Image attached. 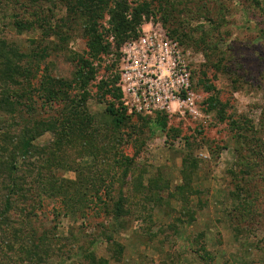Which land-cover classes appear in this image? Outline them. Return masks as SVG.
Masks as SVG:
<instances>
[{
	"label": "rangeland",
	"instance_id": "374dc122",
	"mask_svg": "<svg viewBox=\"0 0 264 264\" xmlns=\"http://www.w3.org/2000/svg\"><path fill=\"white\" fill-rule=\"evenodd\" d=\"M258 2L166 0V7L175 8L173 15L194 31L192 37L204 38L206 45H180L159 22L144 26L147 45L168 41L181 50L190 72L192 106L175 99L166 107L163 100L150 106L141 96L148 85L140 75L151 70L158 77L163 71L157 86L165 90L170 67L163 50L146 51L144 43L132 48L131 63L126 55L121 59V86L133 116L121 132L110 128L105 105L94 95L84 105L88 136L43 128L42 121L60 123L66 116L62 103L43 107L35 92L22 110L0 106V144L8 134L13 144L4 141L3 147L19 148L24 131L36 121L27 138L34 137L31 146L40 154L32 159L34 168L18 159L16 175L0 169V264H87L89 253L108 264H264V0ZM73 15L66 0H0V78L6 75L2 54L11 51L20 54L22 65L38 66L34 88L43 75L71 80L73 56L82 55L86 45ZM107 18L104 14L100 24ZM18 22L34 27L19 31ZM138 52H147L146 62ZM112 58L104 57L101 66ZM132 84L139 87L133 98ZM208 85L212 90L205 89ZM209 98L225 105L224 121L218 119L219 110L208 109ZM158 113L167 115L163 132L136 117ZM232 120L239 122L238 129ZM124 158L131 164L121 166ZM3 159L0 155V163ZM188 182L192 190L183 193ZM62 194L73 195L68 206ZM121 195L127 214L115 219L113 205ZM32 232L36 255L24 249L32 250L23 239ZM105 235L113 236V243Z\"/></svg>",
	"mask_w": 264,
	"mask_h": 264
},
{
	"label": "trees",
	"instance_id": "16d2710c",
	"mask_svg": "<svg viewBox=\"0 0 264 264\" xmlns=\"http://www.w3.org/2000/svg\"><path fill=\"white\" fill-rule=\"evenodd\" d=\"M69 8V12L73 13L74 22L81 23L83 31L86 37L85 51L82 55L73 56V61H75V70L71 80L65 79H49L47 75H43L39 81L38 87L31 86V80L36 77L35 71L38 66H33L29 62H25L23 65L21 63V58L19 53H12L11 51L7 54H2L5 57V64L3 63V68L6 69V75H2L0 78V85L2 90L0 106H9L10 108H18L22 110L26 107V101H33L31 96L32 93H36V96L41 101L42 106H50L53 103L60 102L63 104L62 110L66 118L57 121L53 118L49 122L42 121L41 126L45 129H50L52 132H63L67 133L73 137H78L81 135H87V126L85 122L88 119L85 117L84 105L91 96L105 105V113L109 116L110 128L114 131L121 132L124 127H127L133 118L128 113L127 107L122 101V87H121V48L125 43L131 40H137L140 37V28L143 23L149 22L153 23L159 22L167 27L169 33L175 40L181 45L184 41L191 43L195 46L206 45V40L204 38L196 39L192 36L194 31L186 28L182 24L176 15H173L175 11L174 7H166V0H66ZM259 4V0H254ZM170 9V10H169ZM173 12V13H172ZM264 13V7H263ZM104 14L108 17L105 24H100L99 20L103 19ZM18 30L33 29L34 25L29 22H18ZM42 25V24H41ZM45 26V24L43 23ZM171 27V28H170ZM50 29V26H47ZM218 29V28H216ZM264 33V32H263ZM1 49H5L4 45H1ZM9 55H12L14 59H18L16 62H12ZM104 57H113L112 61L107 65H102V60ZM208 58V56H207ZM103 72L100 77L98 74L102 70ZM217 68V67H216ZM219 68V67H218ZM21 89V94L19 93ZM77 90V94H72V90ZM207 91L212 90V86L208 85L205 88ZM208 109L219 110V121L225 120V105L220 104L216 98H209ZM219 107V108H218ZM139 122L143 125L155 126L160 132L167 129L168 119L167 115L164 113H158L153 118L149 116L136 115ZM85 120V122L83 121ZM36 121H32L31 125ZM40 124V123H36ZM230 125L238 129L239 122L237 120L230 121ZM33 126L25 130L24 135L20 138L22 145L18 148L15 146V150L11 151L3 147L4 141L13 144V140L9 139V135L5 134L3 137V143L0 144V155L4 158L0 163V169H6L7 173L16 175V162L21 159L23 163H27L30 167H35V159L40 154H36L35 149L31 146V141L34 137H29L32 132L34 133ZM240 127V126H239ZM43 130V132L48 131ZM169 130L174 134H178L177 129L169 128ZM120 136L121 135L120 133ZM20 137V136H19ZM118 141H121L119 138ZM89 142V140H88ZM125 159V158H124ZM131 164V158H126L125 162L121 166H128ZM126 169V167H125ZM127 170V169H126ZM191 181V180H190ZM191 183V182H190ZM63 191L66 188L61 185ZM99 187L95 191L98 192ZM191 191V186L189 182L184 186V192ZM54 190V189H53ZM76 190L80 192L83 197L86 195L79 188ZM11 191V190H10ZM13 195H17L16 188H13ZM121 194V191H119ZM59 195V194H58ZM79 195V194H78ZM63 204L68 206V200H73V195L71 198H67L64 194L61 195ZM97 197V196H95ZM77 201L82 200L81 197H75ZM66 199V200H65ZM100 201V199L98 198ZM124 198L122 195L119 200L113 205L115 219H120L122 216L127 214L124 211ZM6 208L10 205V202H5ZM104 207H107L106 205ZM67 209V207H66ZM112 209V210H113ZM107 210V208L105 209ZM125 213V214H124ZM3 214V212H2ZM0 213V219L3 217ZM6 214V213H5ZM30 238L26 239L25 242L31 244V248L24 247L27 254L36 255V250L39 249L38 246L33 243L36 241L35 234L32 232L29 234ZM106 240L113 243V236L105 235ZM122 253V247L118 248L117 255ZM87 264H108L106 261H96L93 253L86 254L85 256Z\"/></svg>",
	"mask_w": 264,
	"mask_h": 264
},
{
	"label": "built area",
	"instance_id": "2783aa9c",
	"mask_svg": "<svg viewBox=\"0 0 264 264\" xmlns=\"http://www.w3.org/2000/svg\"><path fill=\"white\" fill-rule=\"evenodd\" d=\"M153 21L150 20L149 22H145L142 24L141 28H140V37L137 40H131L129 42H127L125 44V46H123V58L126 55L125 59H126V63H131V56H130V52L132 51V48L136 46V44L138 43H144L143 46H146V51L150 50V48L152 47H157L160 50H163L162 52V56H165V60H169V70L167 72V74H169V80L168 83L166 82L165 84L163 83V86L165 85L166 88L165 90H160L159 87L157 86V83L159 82L162 85V76H163V71H162V75H161V71H160V76L157 77V72H153V71H147L148 74H145L142 77V80H144L145 85L147 84V90L142 88V90L144 91L141 96L144 97V99H146L150 106H152V104L154 103V101L158 100L161 101L163 100V107H166V105L171 101V99H175L179 102H181L182 104H186L187 106H192L193 105V94L190 91V72L188 70V67L186 66L185 60L183 58V54L181 55V50L178 49V46L176 43L172 44L171 42L168 41H160L159 43H156V40H150V42L147 43L146 38H143V34H144V26L146 25H152ZM142 33V35H141ZM128 47L129 51L128 54L124 52V49ZM138 56V59H144L143 61L146 62L147 60V52L146 54L142 53V52H138L136 54ZM154 55V54H153ZM167 57V58H166ZM135 57L132 56V62L137 64L138 62L135 61ZM167 63V62H166ZM166 65V64H164ZM157 71V70H156ZM122 76H123V71L121 72V81H122ZM144 78V79H143ZM128 80H130L131 82H134L136 77H128ZM138 83L141 81L140 79L137 80ZM143 83V82H142ZM135 85L137 84H132V86H130L129 91H131L130 97H136V93L139 92L138 90V86L137 88H134ZM122 87V86H121ZM168 92V94H167ZM161 93H163L161 95ZM122 101L123 104L127 107V104L125 102V94H124V89L122 88ZM152 103V104H151ZM165 105V106H164ZM137 109V108H136ZM139 110V108H138ZM138 110H136L138 112Z\"/></svg>",
	"mask_w": 264,
	"mask_h": 264
}]
</instances>
